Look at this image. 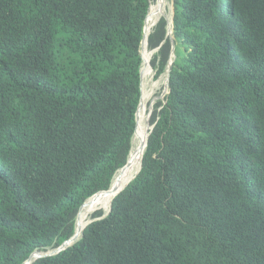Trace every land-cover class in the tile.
Listing matches in <instances>:
<instances>
[{"label": "trees", "instance_id": "16d2710c", "mask_svg": "<svg viewBox=\"0 0 264 264\" xmlns=\"http://www.w3.org/2000/svg\"><path fill=\"white\" fill-rule=\"evenodd\" d=\"M150 1L0 0V264L69 240L126 165ZM172 1L139 175L32 264H264V0Z\"/></svg>", "mask_w": 264, "mask_h": 264}, {"label": "bare ground", "instance_id": "6f19581e", "mask_svg": "<svg viewBox=\"0 0 264 264\" xmlns=\"http://www.w3.org/2000/svg\"><path fill=\"white\" fill-rule=\"evenodd\" d=\"M151 8L150 13L148 14L147 21H146V27L145 29V42L143 47V95L141 100V106L138 110V120L136 125V133L133 140V147L131 150V154L129 157V164L118 172L116 175L112 188L110 191H106L104 193H101V195L93 198L82 210L79 220L77 222V231L76 234L78 237L81 236L83 230L85 229L88 222L92 220V216L96 211H103L105 213H108L112 201L117 196V193L120 192L123 188H125L131 181L134 180V178L137 176V174L140 171L141 168V160L143 157V153L145 151V147L147 144V140L149 137V124L146 121L145 115H146V109L149 97L153 93L147 92L145 90V83H147V78L151 75L152 69H151V59L153 53L147 49V40L149 35L153 31V27L156 25V22L160 19V16L162 17L164 13V16H167L166 13V0H151ZM169 21L171 22L170 18ZM167 83V76L160 81L159 84ZM157 85V84H155ZM100 220V217L98 218Z\"/></svg>", "mask_w": 264, "mask_h": 264}, {"label": "clouds", "instance_id": "9594fccd", "mask_svg": "<svg viewBox=\"0 0 264 264\" xmlns=\"http://www.w3.org/2000/svg\"><path fill=\"white\" fill-rule=\"evenodd\" d=\"M151 2L152 1H150V6H149V12H148V14L150 13V8H151ZM173 15H174V10H173ZM147 17H148V15H147ZM147 17H146V20H145V26H144V28L146 27V21H147ZM162 18H165L167 21H168V26H167V28H168V36L169 37H171L172 38V42H174V38H173V28H172V26H173V16H172V22H170L169 21V18H167V16H162L157 22H156V25L159 23V21L162 19ZM155 25V26H156ZM143 28V29H144ZM144 35H145V29H144V34H143V39L145 38L144 37ZM150 36V35H149ZM148 39H149V37H148ZM144 42H145V40H144ZM144 42H143V40H142V42H141V48H140V53H141V57H142V67H141V94L143 95V87H142V85H143V61H144V59H143V47H144ZM175 45V44H174ZM149 47V44H148V40H147V49H151V48H148ZM159 49L160 48H158V49H155V50H151V53H153V57H154V55L156 54V53H158V51H159ZM173 50H174V48H173ZM174 58H175V53L173 52V54H172V59L170 60V63L171 62H173V60H174ZM152 60H153V58H152ZM152 60H151V66H152ZM170 63H169V65H170ZM173 65V64H172ZM168 70H169V67H168ZM168 70H167V83H166V87H168V89H169V77H168ZM165 73V74H166ZM170 74V73H169ZM169 94V93H168ZM142 95H141V100H142ZM165 97V96H164ZM140 104H141V101H140ZM139 104V107H138V110L140 109V105ZM138 110H136L137 111V114H136V125H137V120H138ZM151 119V118H150ZM151 128V129H150ZM153 128H154V126H151V124H150V122H149V135H150V132L153 130ZM135 133H136V126H135V132H134V135H133V139H132V147H133V140H134V137H135ZM149 138V137H148ZM147 142H148V140H147ZM146 148H147V144H146V147H145V151H146ZM131 150H132V148H131ZM145 151H144V153H143V156H144V154H145ZM130 154H131V151H130ZM130 154H129V157H130ZM129 157H128V161H129ZM142 160H143V157H142ZM142 160H141V168H140V171H141V169H142ZM127 161V163H126V165L123 167V168H121V169H119L117 172H116V174L114 175V177H113V180H112V183H111V186L109 187V189H111L112 188V185H113V182H114V179H115V177H116V175L118 174V172L119 171H121L122 169H124L126 166H127V164H129V162ZM140 171H139V173H140ZM139 173L137 174V176L139 175ZM136 176V177H137ZM136 177L134 178V180L136 179ZM133 180V181H134ZM133 181H131V182H133ZM130 182V183H131ZM129 183V184H130ZM128 184V185H129ZM127 185V186H128ZM127 186L122 190V191H120V192H118L117 193V196L119 195V193H121V192H123L126 188H127ZM109 189H106V190H102L103 192H106V191H109ZM102 191H99V192H102ZM99 192H97V193H99ZM96 195V193L94 194V195H92L91 197H89L88 199H86V201L83 203V204H85L87 201H91L92 199H93V196H95ZM116 196V197H117ZM115 197V198H116ZM114 198V199H115ZM114 201V200H113ZM113 201H112V204H111V208H110V210H109V212L108 213H105V212H103V211H101V214H102V216L100 217V220H101V218L104 216V217H107L110 213H111V211H112V206H113ZM82 204V205H83ZM81 208V207H80ZM79 211H80V209H79ZM95 213H99V212H95ZM94 213V214H95ZM78 214H79V212H78ZM93 214V215H94ZM99 218V217H98ZM98 218H93V216H92V220L90 221V222H88V224L86 225V227L89 225V224H91L92 222H94V221H96V220H98ZM78 220H79V217H78V215H77V218H76V228H75V230L77 231V222H78ZM85 227V228H86ZM84 231V230H83ZM83 233V232H82ZM82 235V234H81ZM76 237L77 236V234H76V232H75V235H73L69 240H71L73 237ZM81 237V236H80ZM80 237H78L77 236V239L73 242V244L70 246V247H72L78 240H79V238ZM69 240H67V241H69ZM66 242V241H65ZM64 242V243H65ZM63 243V244H64ZM62 246V245H61ZM60 246V247H61ZM60 247H58V248H56V249H52V250H49V251H47V252H41V251H35V252H40V253H42L43 255H46V254H51V253H53L54 251H56L57 249H59ZM70 247H68V248H70ZM67 248V249H68ZM66 249V250H67ZM63 251H65V250H63ZM34 252V253H35ZM62 252V251H61ZM60 252V253H61ZM33 254V253H32ZM31 254V255H32ZM59 254V253H58ZM57 255V254H56ZM53 256H55V255H53ZM53 256H50V257H53ZM45 258H48V257H45ZM40 259H43V258H40ZM37 260H39V259H37ZM37 260H33L32 261V263L34 262V261H37ZM28 261V260H27ZM26 261V262H27ZM25 262V263H26ZM31 263V264H32Z\"/></svg>", "mask_w": 264, "mask_h": 264}, {"label": "rangeland", "instance_id": "374dc122", "mask_svg": "<svg viewBox=\"0 0 264 264\" xmlns=\"http://www.w3.org/2000/svg\"><path fill=\"white\" fill-rule=\"evenodd\" d=\"M166 2H167L166 3V13L172 22L173 1L172 0H166ZM161 14H163V16H164L163 12H161ZM160 18H161V16H160ZM148 50H149V52L151 51V49H148ZM152 58H153V55H152ZM151 69H152V73L147 78V83H145V90L147 92H151V91L153 92L151 94V96L149 97L147 109L145 110L146 111L145 118H146V121L148 122V124L150 122V118H151V115L153 113L152 110L154 109V106L156 105V103L159 100H163L164 96H166L169 93V89H168V87H166L165 83L159 84L160 81L167 76V73L163 74L159 78H156V76H155L156 70L153 68V66H151ZM155 84H157V85H155ZM142 87H143V85H142ZM97 212L101 213V211H97Z\"/></svg>", "mask_w": 264, "mask_h": 264}, {"label": "water", "instance_id": "95a60500", "mask_svg": "<svg viewBox=\"0 0 264 264\" xmlns=\"http://www.w3.org/2000/svg\"><path fill=\"white\" fill-rule=\"evenodd\" d=\"M144 37H145V35H144ZM144 40H145V38L143 39V42H144ZM172 64H173V62H171L170 65H169L168 77H169V73H170V71H171V69H172V66H173ZM168 80H169V79H168ZM140 105H141V104H140ZM123 189H124V188H123ZM123 189H122V190H123ZM110 190H111V189H109V191H110ZM122 190H121V191H122ZM101 193H104V192L102 191V192L96 193V195L93 196V198H95V197L101 195ZM88 203H89V201H87L85 204H83V205L81 206L80 211H79V214H78V217L80 216L82 210L85 208V206H86ZM103 218H105V217L103 216L101 219H103ZM76 239H77V236H76V237L74 236L71 240L66 241L64 244H62V246H61L59 249H57L56 251H54V252L51 253V254L43 255V254L40 253V252H35V253H33V254L29 257L28 261H27L25 264H31L33 260H37V259H40V258H45V257H50V256H53V255H56V254L60 253L61 251L66 250L68 247H70Z\"/></svg>", "mask_w": 264, "mask_h": 264}]
</instances>
